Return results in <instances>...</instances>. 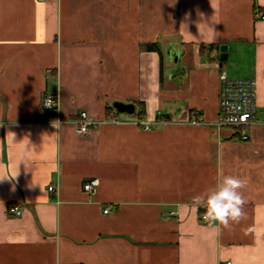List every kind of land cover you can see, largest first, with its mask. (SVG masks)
<instances>
[{
	"label": "crops",
	"instance_id": "1",
	"mask_svg": "<svg viewBox=\"0 0 264 264\" xmlns=\"http://www.w3.org/2000/svg\"><path fill=\"white\" fill-rule=\"evenodd\" d=\"M262 15L264 0H0V264H264ZM222 70L256 79L255 123L217 128ZM81 111L100 120L88 133ZM226 175L247 181L228 228L193 203Z\"/></svg>",
	"mask_w": 264,
	"mask_h": 264
},
{
	"label": "built area",
	"instance_id": "2",
	"mask_svg": "<svg viewBox=\"0 0 264 264\" xmlns=\"http://www.w3.org/2000/svg\"><path fill=\"white\" fill-rule=\"evenodd\" d=\"M264 18V15H262ZM257 92V81L253 77H230L226 71L220 72V100L219 116L215 124L219 130L229 127L244 128L256 122L255 100ZM58 98L54 92L45 93L42 106L44 109L52 110L57 107ZM50 105V106H47ZM195 120V119H194ZM77 128L80 133H88L100 120L91 117L86 111H81L76 119ZM149 128V125L147 126ZM242 139L246 140L249 135L242 130ZM98 186V179H91L84 183L83 188L87 192H95ZM54 191V185L49 186ZM108 211V209H106ZM9 212L14 215H21L22 209L18 205H11ZM205 214L202 215L204 219ZM225 264H231V261Z\"/></svg>",
	"mask_w": 264,
	"mask_h": 264
},
{
	"label": "clouds",
	"instance_id": "3",
	"mask_svg": "<svg viewBox=\"0 0 264 264\" xmlns=\"http://www.w3.org/2000/svg\"><path fill=\"white\" fill-rule=\"evenodd\" d=\"M5 178L7 177H0V179ZM246 184V179L226 175L215 188L196 196L193 201L194 206L197 211L200 207L205 208V220L219 222L220 225L228 228L232 222L238 223L244 217L243 209L246 201L240 190Z\"/></svg>",
	"mask_w": 264,
	"mask_h": 264
},
{
	"label": "water",
	"instance_id": "4",
	"mask_svg": "<svg viewBox=\"0 0 264 264\" xmlns=\"http://www.w3.org/2000/svg\"><path fill=\"white\" fill-rule=\"evenodd\" d=\"M221 50V58L222 60H226V59H232L233 55L228 53V47L227 45H224L220 48Z\"/></svg>",
	"mask_w": 264,
	"mask_h": 264
},
{
	"label": "rangeland",
	"instance_id": "5",
	"mask_svg": "<svg viewBox=\"0 0 264 264\" xmlns=\"http://www.w3.org/2000/svg\"><path fill=\"white\" fill-rule=\"evenodd\" d=\"M226 61H227V60H226ZM226 61H225V62H226Z\"/></svg>",
	"mask_w": 264,
	"mask_h": 264
}]
</instances>
